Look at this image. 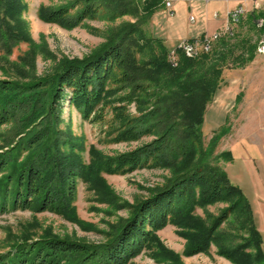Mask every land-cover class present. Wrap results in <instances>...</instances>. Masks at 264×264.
Masks as SVG:
<instances>
[{"label": "trees", "instance_id": "1", "mask_svg": "<svg viewBox=\"0 0 264 264\" xmlns=\"http://www.w3.org/2000/svg\"><path fill=\"white\" fill-rule=\"evenodd\" d=\"M162 0H70L57 7L40 6L38 18L63 27L95 19L103 10L113 18L136 17L112 31L83 59H64L55 73L24 82L11 67L0 79V127L14 122V134L0 145V214L11 210L49 212L80 224L72 205L78 180L97 200L112 204L101 174L128 175L143 169L170 168L172 176L136 206L131 215L112 226L99 244L42 233L17 240L0 256V264H129L156 244L166 226L194 228L188 254L205 251L222 223L234 216L247 233L242 244L220 246L219 253L236 264H264L262 237L251 204L220 166L230 153L213 156L219 134L202 146L201 127L207 105L222 82V73L253 60L256 43L224 36L208 53L187 58L181 52L176 67L167 62L168 50L150 31V21ZM21 0H0V60L13 48L29 43L21 18ZM75 11L74 14H71ZM25 60V55L20 59ZM15 77V78H14ZM25 79V78H24ZM122 93V94H120ZM120 94L110 101L109 97ZM64 103L81 120L103 123L110 107L106 138L111 144L154 138L130 152L103 157L93 146L85 165L81 146L59 129ZM133 104L136 115L128 106ZM227 204L209 226L193 217L198 207ZM186 238L190 239L187 235ZM250 253H245V248Z\"/></svg>", "mask_w": 264, "mask_h": 264}, {"label": "rangeland", "instance_id": "2", "mask_svg": "<svg viewBox=\"0 0 264 264\" xmlns=\"http://www.w3.org/2000/svg\"><path fill=\"white\" fill-rule=\"evenodd\" d=\"M21 1L24 7L21 18L29 43H21L13 48L7 58L0 60V64L10 66L15 77L24 82L53 75L64 59H83L102 45L112 31L125 22L136 20L133 14L113 18L109 12L103 10L95 19H86L75 27H63L41 21L37 15L38 9L40 6L65 5L70 0ZM144 1L141 0V2ZM166 1L162 0L157 11L165 6ZM74 12L72 11L71 14ZM255 18L254 15H246L240 27L231 29L234 40L247 38L257 43L261 33L255 27ZM24 55L25 60L21 62L20 59ZM179 58L180 55L177 56L178 62ZM166 59L173 67L168 54ZM7 77L0 70V79ZM222 79L213 98V100L220 99L221 109H210L209 103L201 127L203 147L214 134H218L221 129L225 130L218 136L213 156L230 153L231 146L238 141L259 142L264 138V55L258 56L255 51L252 61L239 67L232 66L225 69ZM120 94L109 97V100H114ZM128 111L131 115H136L133 104L128 106ZM105 116L103 123L91 124L81 120L79 114L73 108H69L68 104L64 103L62 107L59 129L69 131L77 138V143L81 146L79 154L85 165L90 162L89 149L91 146L103 157L110 158L130 152L154 138L153 135H146L137 142L111 144L105 135L107 123L111 118L110 107L105 109ZM219 120H223L224 124L218 126ZM13 134L14 122L0 127V145ZM232 160L228 162L220 160V166L225 172ZM101 176L103 184L114 201L112 204L98 201L94 191H90L86 183L78 180L72 205L80 224L49 212L36 213L8 209L1 213L0 256L8 252L18 239L28 235L37 238L47 232L72 240L94 244L103 243L107 239V232L112 230V226L131 215L130 206L138 205L160 188L172 176V171L166 167L138 170L124 176L104 173ZM226 206L224 202L207 204L198 207L193 212V217L209 226L212 218L218 216ZM221 233L224 235L223 239L217 243L211 241L205 251L188 254L186 250L190 241L195 239V229L188 225L185 227L168 225L158 232L156 244L129 264H236L219 253L220 246L242 244L247 238V233L237 224L234 216H230L226 222L222 223L217 231V234ZM187 235L190 239L186 238ZM243 251L251 252L249 247Z\"/></svg>", "mask_w": 264, "mask_h": 264}, {"label": "crops", "instance_id": "3", "mask_svg": "<svg viewBox=\"0 0 264 264\" xmlns=\"http://www.w3.org/2000/svg\"><path fill=\"white\" fill-rule=\"evenodd\" d=\"M171 2L172 14L163 6L154 13L150 21L151 34L163 41L168 52L175 49L183 40H199L212 34H219L220 38L228 36L224 33L225 29L240 27L246 15H254L256 20L264 18V0H171ZM240 7L242 12L239 13L237 22H233L231 14ZM190 17L194 18L193 22L190 21ZM221 104L218 98L214 99L209 107L221 109L219 107ZM217 123L218 126L224 124L223 120ZM230 153L233 160L230 167L228 169L226 167V173L251 204L264 252V138L259 142L238 141L231 146Z\"/></svg>", "mask_w": 264, "mask_h": 264}, {"label": "built area", "instance_id": "4", "mask_svg": "<svg viewBox=\"0 0 264 264\" xmlns=\"http://www.w3.org/2000/svg\"><path fill=\"white\" fill-rule=\"evenodd\" d=\"M165 7L168 9L169 13L172 14V2L171 0H167L165 2ZM242 12V8L236 9L231 14V20L233 22H237L239 13ZM194 18L190 17V21L193 22ZM255 26L258 30H260L261 36L257 41L256 45V54L258 56L264 55V18H259L255 21ZM225 34L231 35V29L227 27L225 29ZM221 35L219 34H212L206 35L199 40L188 41L183 40L181 41L177 47L173 50L168 52V59L173 67H176L178 64L177 56L181 52L187 58H195L200 53H208L211 51L213 44L220 39Z\"/></svg>", "mask_w": 264, "mask_h": 264}]
</instances>
